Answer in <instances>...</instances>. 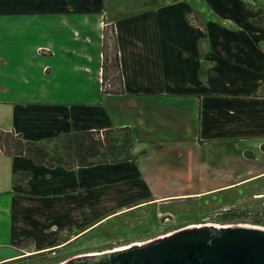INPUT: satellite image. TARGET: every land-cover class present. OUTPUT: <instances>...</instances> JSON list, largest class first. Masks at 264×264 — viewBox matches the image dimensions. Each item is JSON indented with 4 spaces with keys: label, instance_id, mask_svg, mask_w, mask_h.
<instances>
[{
    "label": "crops",
    "instance_id": "1",
    "mask_svg": "<svg viewBox=\"0 0 264 264\" xmlns=\"http://www.w3.org/2000/svg\"><path fill=\"white\" fill-rule=\"evenodd\" d=\"M262 15L264 0H0V129L40 141L129 126L138 154L68 168L0 149V264L73 250L104 224L101 238L129 233L151 199L201 192L183 183L170 194L161 176L171 165L187 175L194 164L202 181L207 160L263 164L264 21H252ZM105 25L115 29L122 93L103 91ZM244 170L225 185L264 177ZM145 177L161 185L151 197L141 196Z\"/></svg>",
    "mask_w": 264,
    "mask_h": 264
},
{
    "label": "rangeland",
    "instance_id": "2",
    "mask_svg": "<svg viewBox=\"0 0 264 264\" xmlns=\"http://www.w3.org/2000/svg\"><path fill=\"white\" fill-rule=\"evenodd\" d=\"M188 20L190 23L198 25L204 30L207 29L204 16H188ZM105 28L110 30L111 25H105ZM111 34L112 33L108 34L109 36L106 43L111 58L107 65L109 75L108 82L114 79L116 80L117 75H119L118 69L113 66L115 50L113 43L114 38L110 36ZM91 90L94 91L93 87ZM226 161L214 160L213 162V160H207V164H203V168L198 166V176L203 178L202 181H199V178H197V182L195 178H192L190 173H196L194 164L187 165V169L189 170L187 175H185L183 171L181 173L179 165L169 166L167 175L161 176V178L164 177L162 181L166 179L165 187L172 188L171 190L174 191H171L170 194H175L177 191L179 192L180 186H182L183 183L186 185L190 184L192 188L197 187L198 190L202 188L201 192L192 195H170L155 200H153V198L151 199L152 201L147 202L148 205H146V208L148 207V209L142 207V209L135 210L132 214V216H135V223H133V226L137 227L135 228L136 230H132L129 233H124L126 230H123V232L119 234H113L112 237L106 238L104 235V238H101L100 236L103 235V230L106 227L104 224L101 228L96 229L91 237L88 238L95 241L80 243V245H76L75 248L73 246V250H50L45 253L41 252L32 255L28 261L31 264H56L66 260L68 256L75 251L86 250L99 252L103 249L109 250L124 247L133 243L142 242H135L133 241L134 239H145L146 241L149 240L151 236L155 235L157 237L163 231L170 230L172 233L185 226L201 223L221 225L246 224L264 228V177L260 176L257 179L241 182L239 184L225 185L236 183L237 180L241 178L239 177L240 175L236 173L240 168H245L244 172H247L245 176L250 177L258 173V171L263 170L264 163L256 165L255 160ZM200 168H202V170ZM156 172L159 173L158 168ZM146 177H148V174H146ZM158 177H160V175ZM140 181H143L142 177ZM148 181L151 183L150 179ZM147 184H141V196L151 197L153 193H157V191L161 189V185L151 183L150 186L152 191ZM217 186L226 187L219 188ZM180 190L183 191L182 188ZM231 208L237 209V212L241 214L240 217L232 218L228 221L223 220V213ZM148 210L152 211L153 214L148 217L144 216V214L148 213ZM167 215L171 216V221L168 224H164V217ZM128 216L130 215L125 214L111 220L108 224H118Z\"/></svg>",
    "mask_w": 264,
    "mask_h": 264
},
{
    "label": "water",
    "instance_id": "3",
    "mask_svg": "<svg viewBox=\"0 0 264 264\" xmlns=\"http://www.w3.org/2000/svg\"><path fill=\"white\" fill-rule=\"evenodd\" d=\"M56 264H264V228L188 225L146 241L80 254Z\"/></svg>",
    "mask_w": 264,
    "mask_h": 264
},
{
    "label": "trees",
    "instance_id": "4",
    "mask_svg": "<svg viewBox=\"0 0 264 264\" xmlns=\"http://www.w3.org/2000/svg\"><path fill=\"white\" fill-rule=\"evenodd\" d=\"M252 21L255 24L262 23L264 15ZM109 33H112L110 36L114 38L115 53L113 66L118 69L119 75H117L116 80L108 82L107 65L111 58L106 43ZM103 55V91L122 93L124 91L123 77L117 43L115 41L114 26H111L110 30L105 28ZM134 147L135 137L129 126L113 127L104 130H80L60 136L48 137L40 141L27 139L22 134L16 133L13 130L0 129V149L5 154L10 156L24 155L34 159L39 164H46L49 167L65 165L68 168H77L103 163L137 162L138 154L134 152ZM262 147L264 149V144ZM29 176L30 173L25 172L18 175L17 180H24ZM240 215L237 209L231 208L227 209L222 217H224L223 220L228 221L232 218H238ZM168 231L170 230L165 232ZM154 237L156 236L154 235L149 238ZM133 241H145V239H134ZM45 252L43 251V253ZM35 254L22 256L2 264H31L28 259Z\"/></svg>",
    "mask_w": 264,
    "mask_h": 264
},
{
    "label": "built area",
    "instance_id": "5",
    "mask_svg": "<svg viewBox=\"0 0 264 264\" xmlns=\"http://www.w3.org/2000/svg\"><path fill=\"white\" fill-rule=\"evenodd\" d=\"M170 221H171V216L167 215V216L164 217V224H168ZM168 233H171V231H168V232L163 231L158 236H162V235H165V234H168Z\"/></svg>",
    "mask_w": 264,
    "mask_h": 264
}]
</instances>
